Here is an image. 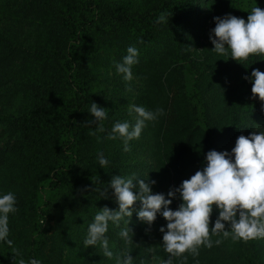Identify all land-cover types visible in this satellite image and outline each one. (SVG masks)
<instances>
[{"label":"trees","instance_id":"16d2710c","mask_svg":"<svg viewBox=\"0 0 264 264\" xmlns=\"http://www.w3.org/2000/svg\"><path fill=\"white\" fill-rule=\"evenodd\" d=\"M203 6L204 19L196 11ZM253 6L264 8V0H0V126L7 139L0 148V195L16 196L8 238L26 264L33 258L116 264L126 249L133 264L168 259L159 231L167 230V221L160 213L151 226L141 221L134 216L139 202L128 225L134 243L125 245L119 236L125 221L109 223L111 259L99 246H84L88 226L99 209L118 208L113 189L107 198L102 193L112 176L155 180L153 193L167 199L206 166L208 151L231 153L240 135L264 131L262 102L252 98L245 79L253 69L264 72V56L237 62L213 51L210 39L215 17L247 20ZM161 13L168 23L156 22ZM129 46L140 53L132 69L135 93L116 71ZM189 67L196 73L191 86ZM92 102L108 112L105 131L95 135L96 124L87 123L94 119ZM128 103L163 114L146 122L125 152L119 137H107L115 122L128 121ZM99 152L107 167L99 164ZM142 154L151 160L145 178L136 170ZM181 202L177 194L170 208ZM218 215L214 206L210 227ZM11 251L0 242V264H16L21 257L14 261ZM199 252L196 259L188 255L187 264H264V239H223Z\"/></svg>","mask_w":264,"mask_h":264},{"label":"clouds","instance_id":"9594fccd","mask_svg":"<svg viewBox=\"0 0 264 264\" xmlns=\"http://www.w3.org/2000/svg\"><path fill=\"white\" fill-rule=\"evenodd\" d=\"M214 20V35L210 39L214 45L212 50L217 54L230 55L237 62L246 61L253 55L264 56V8L253 6L247 20L231 14L222 18L215 17ZM168 21L167 13H161L156 22ZM139 56L137 47L129 46L122 62L116 64V71L123 74L125 81L133 79L132 69L139 64ZM245 79L251 80L252 98L258 97L264 110V72L253 69L251 76ZM88 112L94 119L87 123L97 126L91 134L104 132L102 122L108 117L107 109L92 102ZM133 112L136 114L134 124L117 121L107 137H119L125 152L131 151L129 142L140 138L142 130L147 126L146 122L155 121L158 115L163 114V109L153 112L145 106L132 104L129 113ZM98 160L102 168L109 164L102 152L98 153ZM146 179H138L136 175L112 176L102 193L107 198L108 187L113 189L118 208L113 210L105 206L99 209L88 226L84 240L86 248L99 246L104 257H113L106 235L110 222L119 226L121 221H125L126 227L121 229L119 236L125 245L134 243V233L128 224L133 212L137 211V202L141 205L137 211L141 221L151 226L158 213L167 221V230L164 227L159 229L163 233V250L169 254L163 264H174V259L179 260L180 264H187L188 255L196 259L202 246L211 249L214 244L219 246L223 239L231 238L233 242L264 239V131H254L248 136L240 135L231 153L208 151L206 166L189 179L183 180L179 187L170 190L167 199L162 193H153L155 180L146 182ZM177 194L182 202L176 210H172L170 205ZM16 203L13 192L0 195V242H5L12 249L14 261L21 257L16 264H26L13 240L8 238L9 214L18 211ZM214 206L219 210V215L214 227H210ZM213 236H222L223 239L213 241ZM130 253L126 249L121 256H117L116 264H133L134 258ZM27 264H41V261L33 258Z\"/></svg>","mask_w":264,"mask_h":264},{"label":"rangeland","instance_id":"374dc122","mask_svg":"<svg viewBox=\"0 0 264 264\" xmlns=\"http://www.w3.org/2000/svg\"><path fill=\"white\" fill-rule=\"evenodd\" d=\"M203 3V2H202ZM198 13L201 12V18L204 19L205 16H207V13L205 14V7L203 6L201 8V10L199 11V9L196 10ZM204 20L201 21V23L203 24ZM200 53V49H197L195 54L198 56ZM187 81H188V86H191L196 78V73H195V70L192 68V67H189L188 71H187ZM121 77L123 83L125 86H127L129 88V91L128 93L130 92V89H131V92L133 91V93H135L137 91V89L139 88V82L137 81V79L133 78L130 82L129 81H125L123 79V74H121ZM132 105V103H128L126 104V113H127V119L128 121L131 123V124H134L135 123V119H136V114L133 112V113H129V106ZM3 132H4V128L3 126H0V148L5 146L6 143H7V139L6 137L3 135ZM255 132L258 133L257 129H255ZM150 164H151V160L147 157L146 154H142L138 160H137V165H138V169L137 172L140 173V176H144V178L147 176L148 174V169L150 167ZM137 214H135L134 216H136ZM133 216V217H134ZM132 222V218L130 219V222L129 224ZM128 224V225H129ZM126 227V225H125ZM152 264H156V263H153Z\"/></svg>","mask_w":264,"mask_h":264}]
</instances>
